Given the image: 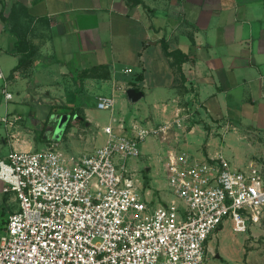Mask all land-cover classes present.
Listing matches in <instances>:
<instances>
[{
  "label": "built area",
  "instance_id": "obj_1",
  "mask_svg": "<svg viewBox=\"0 0 264 264\" xmlns=\"http://www.w3.org/2000/svg\"><path fill=\"white\" fill-rule=\"evenodd\" d=\"M0 79L8 101L13 94L1 70ZM114 105L113 98L99 97V108ZM193 111L178 106L156 124L106 125L105 144L76 157L63 155L55 144L11 149L0 158V180L19 206L0 234V264H204L210 237L225 217L237 232L260 223L264 158L232 168L221 151L198 157L168 149L165 166L175 198L157 205L114 161L116 154L139 155L149 136L185 131ZM20 119L6 112L1 121L12 126Z\"/></svg>",
  "mask_w": 264,
  "mask_h": 264
},
{
  "label": "crops",
  "instance_id": "obj_2",
  "mask_svg": "<svg viewBox=\"0 0 264 264\" xmlns=\"http://www.w3.org/2000/svg\"><path fill=\"white\" fill-rule=\"evenodd\" d=\"M143 2L0 0V70L17 89L32 82L54 91L64 83L88 91L111 82L112 95L107 97L113 99L117 90L131 99L148 91L158 108L138 107L128 117L124 111L122 119L128 126L143 121L151 124L152 117L159 122L171 118L174 109L164 113L163 105L175 106L180 101L192 107L195 115L180 133L185 143L180 147L188 152V135L196 131L199 120L211 118L219 123L226 116L231 122L245 117L252 130L264 132V0ZM14 23L37 46L39 55L29 69L13 72L19 61ZM162 38L170 50L187 54L182 63L184 80L166 56ZM93 67L98 68L92 71ZM83 70L89 74L80 77ZM140 73L142 80L138 79ZM2 82L0 79V105ZM130 88L140 95H130ZM77 97L88 95L79 93ZM81 103L83 106L87 101L82 99ZM27 147L16 142L10 150ZM217 152L203 145L192 154L203 157ZM2 187L0 180V216L7 219L17 209L13 205L17 199Z\"/></svg>",
  "mask_w": 264,
  "mask_h": 264
},
{
  "label": "rangeland",
  "instance_id": "obj_3",
  "mask_svg": "<svg viewBox=\"0 0 264 264\" xmlns=\"http://www.w3.org/2000/svg\"><path fill=\"white\" fill-rule=\"evenodd\" d=\"M49 77L51 76L48 74L45 76L47 79ZM61 85V89L54 91L53 88H44V85L36 86L31 82L28 86L24 82V88L17 89L13 81L11 86L8 82V89L13 96L6 105L4 94L1 92L3 99L0 105V157L8 154L11 143L14 145L16 142L26 144V147L30 145L31 147L26 149L32 151L45 149L55 144L63 155L69 157H76L85 152L92 153L104 145L108 139V134L104 130L105 126L112 125L114 129L118 128L121 120H124L122 119L124 111L128 117L138 107L155 108L152 94L148 91L140 98L131 99L117 90L114 92V108L102 109L98 107L99 94L111 96V82L88 91L73 87V84ZM85 92L88 98L82 99L87 103L82 106V99L77 97V94ZM48 93L54 96L49 97ZM57 97L61 100L56 101ZM181 103L178 101L175 106L163 105L162 112L167 113L173 109L175 111L178 106H187ZM69 106L78 107L89 120H83L75 114L70 128L65 132L66 122L71 116ZM6 108L10 114L22 115L20 120L8 127H5L4 122L1 121L6 114ZM172 114L174 115V112H171V117ZM62 117L64 122L61 129H58ZM225 118L219 123L211 118L207 122L199 120L196 123V131L188 135L189 152L195 154L199 147L208 145L210 151H221L232 168H245L250 162L264 158V132L252 130V123L245 117L242 121L232 122L229 121L228 116ZM151 119V124L159 123V120L153 117ZM139 124L148 125L149 123L143 121ZM182 132L183 130L173 129L165 137L163 135L147 137L140 143L139 155L122 157L116 154L114 156L118 166L125 165L128 174L136 180L139 190L145 196L152 198L156 205L175 198L168 182L165 157L168 149L184 147L185 143L181 141L180 134ZM11 195L16 196L14 192H11ZM13 205L18 208V200ZM6 223V217L0 216V234L4 233ZM204 264H264V217L260 223H248L244 232L235 231L232 220L225 217L210 237Z\"/></svg>",
  "mask_w": 264,
  "mask_h": 264
},
{
  "label": "trees",
  "instance_id": "obj_4",
  "mask_svg": "<svg viewBox=\"0 0 264 264\" xmlns=\"http://www.w3.org/2000/svg\"><path fill=\"white\" fill-rule=\"evenodd\" d=\"M132 4H143V0H131ZM13 29L16 32L17 35V51H18V57L19 61L17 65L13 68V72L17 70H23V69H29L33 66L35 61L38 58V48L37 46L33 45L27 38L25 33L22 32V30L16 26V23L13 24ZM162 47L167 57L170 58L171 64L174 66L176 73L178 74L179 79L184 80V73L182 70V63L187 60L188 56L186 53H184L180 49H174L170 50L168 42L165 38H162ZM98 67H93L91 70L94 71ZM90 70V69H89ZM89 70H83L79 76L83 77L89 74ZM144 75L143 73L138 74V79H143ZM70 107V106H69ZM69 113L71 114L70 118L67 120L65 125V132L68 131V129L71 126L72 118L75 114H78L83 120H86V116L83 112L80 111L78 107H70Z\"/></svg>",
  "mask_w": 264,
  "mask_h": 264
},
{
  "label": "water",
  "instance_id": "obj_5",
  "mask_svg": "<svg viewBox=\"0 0 264 264\" xmlns=\"http://www.w3.org/2000/svg\"><path fill=\"white\" fill-rule=\"evenodd\" d=\"M128 93L130 95H133V96H136V95H140V92H136L134 88H130L128 90ZM63 122H64V117H62L59 121V125H58V129H61L62 125H63Z\"/></svg>",
  "mask_w": 264,
  "mask_h": 264
}]
</instances>
